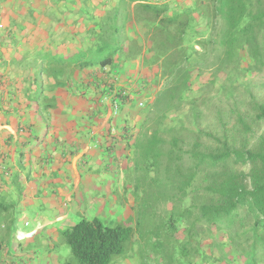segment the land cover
Segmentation results:
<instances>
[{
	"label": "trees",
	"instance_id": "obj_1",
	"mask_svg": "<svg viewBox=\"0 0 264 264\" xmlns=\"http://www.w3.org/2000/svg\"><path fill=\"white\" fill-rule=\"evenodd\" d=\"M18 1L28 6L22 36L47 34L38 53L66 64L48 72L50 85L108 67L103 84L114 91L113 66L137 62L159 86L141 96L144 136L126 140L129 216L65 228L76 264H111L134 232L162 264H264V0H47L48 11ZM55 7L63 20L49 21ZM128 96L120 89L115 99ZM143 196L151 201L134 206Z\"/></svg>",
	"mask_w": 264,
	"mask_h": 264
},
{
	"label": "crops",
	"instance_id": "obj_2",
	"mask_svg": "<svg viewBox=\"0 0 264 264\" xmlns=\"http://www.w3.org/2000/svg\"><path fill=\"white\" fill-rule=\"evenodd\" d=\"M46 1L36 5L48 11ZM27 13L24 1L0 0V264H20V260L38 264L50 252L35 253L49 244L55 247L64 222L73 220L65 212L72 200L79 205L84 199L102 214L107 208L117 212L120 197L129 207L126 140L130 126L139 123L130 119L137 112L136 90L117 116L110 99L103 98L108 88L97 85L95 68L77 70L59 87L50 85L46 74L36 75L27 58L49 43L47 34L41 33L43 39L37 43L19 32ZM112 130L122 132L117 142ZM113 184H118L117 189ZM40 204L46 205L45 216L38 212ZM29 208L38 217L36 226L28 230L34 232L23 239L31 250L23 254L17 232ZM89 214L96 216L93 210ZM12 246L20 260L5 252ZM59 263L56 258L54 264Z\"/></svg>",
	"mask_w": 264,
	"mask_h": 264
},
{
	"label": "rangeland",
	"instance_id": "obj_3",
	"mask_svg": "<svg viewBox=\"0 0 264 264\" xmlns=\"http://www.w3.org/2000/svg\"><path fill=\"white\" fill-rule=\"evenodd\" d=\"M69 2L71 4H73L74 0H71ZM188 2H189V0H188ZM46 15L48 16V18H50L49 21H51L53 19H57V18H60V19L63 20L64 19V16H65L63 14V9H59V7L58 8L55 7L51 11L47 12ZM82 40H83V42H84V40L87 41L86 38L85 39H82ZM31 54L33 56L28 57L27 58V62L31 66H34V69H36L35 73L38 76L39 75L42 76V74L43 75L46 74V76H48V72L53 73V70L54 69H55V71H59V70L62 71L63 70L62 68L66 69V64L61 63L59 61L61 59V57H60L61 55H58L56 52L54 53L53 56H49L50 54H48L46 56V58L43 55V52H42V54H39L37 52L31 53ZM55 56H57V58H56L57 59V62L56 63L52 62V59H51V57H53V60H55L54 59ZM69 60H71V59H69ZM23 62L26 63V61H23ZM95 69H97V68H95ZM141 71L142 70L140 69V72ZM56 73H58V72H56ZM260 75L261 76H264V72H262ZM132 77H133V80H135V79H137V78L140 77V73H138V74L132 73ZM82 91H83V89H82ZM44 96H47V95H44ZM95 134H98V132H96ZM111 136L113 137V139L115 141H118L119 138H120L118 132L112 133ZM104 155H106V154H104ZM128 156H130V155H128ZM127 163H128V161L126 160L125 161V164H127ZM131 172L132 171H130L129 173L124 172V174H126L128 176V178H129V176H130L129 174H131ZM138 176H139V178L141 177L143 179L144 174H143L142 170L140 171V174H137L135 172L132 175V177H138ZM108 182L111 183V179L108 178ZM142 182H144V181H142ZM144 183L145 184L138 183V185L139 186H143L144 185V187L146 188L147 187L146 186L147 184H146V182H144ZM117 185L118 184H113V186H115L116 189H117ZM126 192L128 194V199L127 200H128V202L130 201L129 202V207H130L133 204V201H132V197H131L132 194H131V190H130L129 186H128ZM140 192L143 193L142 190H140ZM133 196L135 197V195H133ZM125 201H126L125 198L120 197L119 198V201H118V204L115 207V209H116L117 212L112 211L111 209H108L107 208V209H103L104 212L102 214V213H98L97 212V209H99L98 206L90 207L84 199H81V203L79 205H75L74 204V200H72V202L70 203V206H67L65 208V212L68 215V216L67 215L66 216L67 217H71L73 220L71 222L65 221L64 222V227L62 228L61 232L65 228H68V227H70V226L78 223L83 218L88 219V220H92L93 218H99L102 221L103 225L109 226V227H111V226L113 227L116 224L122 223L125 220V217L129 216L128 214L127 215L126 214L125 215L123 214V211H124V209L127 206V204H125ZM150 201L151 200H149L148 197L145 199V196H143V198H141L138 202H136L134 206H143L145 203L150 202ZM43 206H46V205L45 204L44 205H42V204L39 205V211L38 212L41 215H44L45 216L46 210L43 209ZM88 209H90V210H88ZM92 210L94 211L95 214L98 213V215L96 214V216L95 215L92 216V214H89V211H92ZM84 212H85V215H81ZM132 212H133V210H132ZM49 214L50 215H48V216H52V213L51 212H49ZM25 215L26 216H23V218L20 221L19 229L21 231H28L32 227H35L36 226V218L38 217L37 216V213H34L33 214L32 209L29 208L26 211ZM25 221H27V225H24V222ZM132 224H133V222H132ZM61 232H60V234H61ZM60 234H59V237L56 239V245H55V247H53L50 250V253L49 254L48 253H45L43 255L44 258L43 259H40L41 262L39 263L40 260L37 261L38 264H44V262H45V264H47V260L49 261V264H54V260L57 258L58 255L61 258L67 259V261L70 260L73 264H76L77 263L75 261V259L73 258V255H72V253L70 251L69 246L65 242H63V239L60 236ZM139 236H140V233L139 232H134L133 235H132V237L130 238V240H127L125 242V252L123 253V255L115 256L114 259H113V262L111 264H143V261H144V264H162L161 258H160V260L157 259V255L158 254H156V256L154 255V253H155L154 252L155 250H154V247H153L154 243L148 242L147 239L146 240L139 239L138 238ZM39 240H41V238L37 239V241H39ZM20 241H21V246H23V252L22 253L25 254V253L29 252L31 250V247L32 246L29 247V248H26V247H28L27 243H25L24 240H20ZM139 242H141L142 244H140ZM44 243L48 244L49 242L48 241H45ZM147 245H149L150 250L146 247ZM39 251L49 252L48 246H45V247L41 248ZM5 252L8 253L9 256H11L13 258H17V260H20V258L18 256H16V254L13 253V246H12V248L7 247L5 249ZM31 256H32V261H33V259L35 258V256L34 255H31ZM117 261H123V263L117 262ZM17 263H20L21 264V260H20V262L17 261Z\"/></svg>",
	"mask_w": 264,
	"mask_h": 264
},
{
	"label": "clouds",
	"instance_id": "obj_4",
	"mask_svg": "<svg viewBox=\"0 0 264 264\" xmlns=\"http://www.w3.org/2000/svg\"><path fill=\"white\" fill-rule=\"evenodd\" d=\"M101 68V67H100ZM108 67H103L101 69H96V74L98 76H96L97 80H98V86L102 85V86H105V84H103L105 81L108 82V76L109 74L107 75L108 73ZM113 72L115 73L116 77L118 78V81H110V84L112 83H119L120 84V87L119 89L117 90H114L111 89V90H108V92L106 93V95L103 97V98H107V99H110V103H111V107H112V111L114 114H116L117 116L120 114L123 106L125 103H127V101H129L132 97H126L127 101L123 102V100L119 99H115V96H117L119 93H120V89L122 90V92L124 93V91L129 94V95H132V93L136 90V93L138 94V99H136L135 101V104H136V108H137V112L132 115H130V119L134 121V123L136 121H138L139 123H135L134 125L130 126V131L128 132L130 134V138H140L142 136H144L145 132L143 130H141V121H142V118L140 117V113L142 111V109H144V105H145V100H142L141 97H139L140 95V92H142V95L144 97H148L149 96V92L152 90V89H155L157 90V88L159 86H155V87H152V81H150V79H148V77L146 78L145 74L147 73L148 75H153L152 72H145V71H141L140 72V67L138 66V63L136 62L134 67L133 68H130L129 66H125V64H119L117 65L116 67L113 66ZM156 71V68L153 69V72ZM132 73H135V74H138L140 73V77L133 80V77H132ZM115 77V78H116ZM137 86V87H136ZM159 89V88H158ZM124 90V91H123ZM119 91V92H117ZM116 131L115 130H112L111 133H115ZM122 135V132L119 133V136ZM113 142H117L113 139ZM115 146L113 145L111 148H114ZM127 147V145H126ZM129 155V152L128 150L126 151V160L128 162H130V156ZM125 160V161H126ZM127 165V164H125ZM127 167V166H126ZM24 225H27V221L24 222ZM34 231H18L17 232V238L18 240H23L29 236H31V234L33 233Z\"/></svg>",
	"mask_w": 264,
	"mask_h": 264
}]
</instances>
